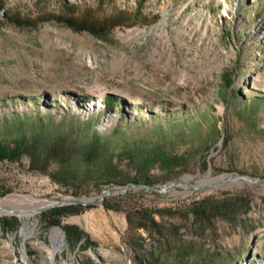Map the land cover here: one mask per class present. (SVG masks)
<instances>
[{
  "label": "rangeland",
  "instance_id": "1",
  "mask_svg": "<svg viewBox=\"0 0 264 264\" xmlns=\"http://www.w3.org/2000/svg\"><path fill=\"white\" fill-rule=\"evenodd\" d=\"M23 135L0 199L153 187L25 233L0 214V264H264V184L227 179L264 178V0H0V136Z\"/></svg>",
  "mask_w": 264,
  "mask_h": 264
},
{
  "label": "trees",
  "instance_id": "2",
  "mask_svg": "<svg viewBox=\"0 0 264 264\" xmlns=\"http://www.w3.org/2000/svg\"><path fill=\"white\" fill-rule=\"evenodd\" d=\"M84 29L89 30V28H84ZM224 78L226 81L229 82L227 77H224ZM115 103H118V101L111 99V98L105 100V106L107 107V109H111L112 105H114ZM10 115L14 118H18L20 116V114L17 112H12ZM93 138H94L93 142L95 144L96 150L100 149V146H99L100 140L98 138V135L94 134ZM26 144H27V137L25 135L20 136L19 138H16L11 142L4 140L0 136V161L2 160H8L11 162L19 161L24 150L26 149ZM59 150L61 149H59L58 147H54L51 144L50 145L48 144L44 148V152H46V156L60 153ZM156 158L161 159L163 163H167V164L170 161L167 154L162 150L157 151ZM145 165L143 163L142 167H146ZM82 207L83 206L80 204H69V205L56 206L52 208L51 210H49V214L51 215L50 223L52 225L59 224L60 218L62 216H66L68 214H73V213H79L82 210ZM17 225H18V221H17V218L15 217H11L10 219L3 221V227L6 229H16ZM63 229L65 231L67 239L72 243L78 242L84 235V232L77 225H69V224L63 225ZM86 245H89V246L95 245V242L90 240L87 235H85V243L83 245L80 244V247L81 246L84 247Z\"/></svg>",
  "mask_w": 264,
  "mask_h": 264
},
{
  "label": "bare ground",
  "instance_id": "3",
  "mask_svg": "<svg viewBox=\"0 0 264 264\" xmlns=\"http://www.w3.org/2000/svg\"><path fill=\"white\" fill-rule=\"evenodd\" d=\"M103 192L107 193L108 190H104ZM101 205V204H100ZM47 204H37L32 197H21L18 195H11L5 198L0 199V214L7 213L11 211V213H17L23 221L22 232L25 233L27 230V226L25 223V218L28 217V211L38 210V208L45 207ZM10 213V214H11ZM85 220L87 224L91 223H100L108 227L112 224V217L109 213L105 215H96L92 217L90 215L85 216ZM61 230L59 228H54L52 231L53 237L61 235ZM25 264H29L28 259H24Z\"/></svg>",
  "mask_w": 264,
  "mask_h": 264
},
{
  "label": "water",
  "instance_id": "4",
  "mask_svg": "<svg viewBox=\"0 0 264 264\" xmlns=\"http://www.w3.org/2000/svg\"><path fill=\"white\" fill-rule=\"evenodd\" d=\"M241 178V179H244L248 182H253V183H263L264 184V178H258V177H251V176H248V175H243V174H239V173H233V174H230L228 178ZM145 186V187H153L151 185H147V184H129V185H126L124 186L120 191H114V192H111L110 190H108L107 193L105 192H101L100 195L95 199V197H66V198H61V199H58V200H55V201H52L49 205L45 206V207H41V208H38V210L36 211H30V213H35L37 211H43V210H46L48 208H52V207H55V206H62V205H69V204H80V205H89V204H101L102 207L106 209L105 205L103 204V198L105 197L106 194H116V193H119V192H123L125 191L128 187H132V186ZM91 198V199H90ZM11 214H16V213H11ZM63 236H64V233H63ZM126 249L130 252V250L126 247Z\"/></svg>",
  "mask_w": 264,
  "mask_h": 264
}]
</instances>
